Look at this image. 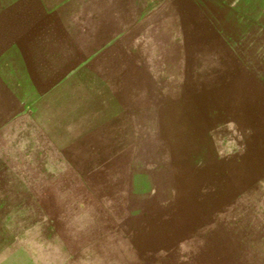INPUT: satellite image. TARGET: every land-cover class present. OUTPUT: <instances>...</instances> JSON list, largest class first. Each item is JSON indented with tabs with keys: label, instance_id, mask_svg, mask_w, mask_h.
I'll use <instances>...</instances> for the list:
<instances>
[{
	"label": "rangeland",
	"instance_id": "374dc122",
	"mask_svg": "<svg viewBox=\"0 0 264 264\" xmlns=\"http://www.w3.org/2000/svg\"><path fill=\"white\" fill-rule=\"evenodd\" d=\"M0 264H264V0H0Z\"/></svg>",
	"mask_w": 264,
	"mask_h": 264
}]
</instances>
